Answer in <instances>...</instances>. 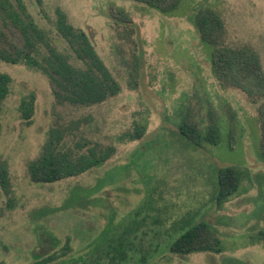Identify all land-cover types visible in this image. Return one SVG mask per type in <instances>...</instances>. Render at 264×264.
<instances>
[{"label":"rangeland","instance_id":"rangeland-1","mask_svg":"<svg viewBox=\"0 0 264 264\" xmlns=\"http://www.w3.org/2000/svg\"><path fill=\"white\" fill-rule=\"evenodd\" d=\"M23 1L54 45L69 53L56 30L57 10L63 11L88 35L121 91L99 105L60 106L40 71L0 61V74L11 78L0 116V166L10 179L9 193L0 196V263L53 256L52 264H111L123 245L121 264H264L260 102L217 80L213 48L192 23L199 9L216 11L227 44L254 50L264 69V0H181L167 14L133 0ZM113 11L133 24H117ZM33 96L27 123L20 105ZM187 115L203 132L216 122L219 143L196 147L182 137ZM57 122H78V140L113 147V156L78 177L34 183L28 165ZM225 167L240 170L241 181L218 203ZM199 222L217 231L222 252L171 253V244Z\"/></svg>","mask_w":264,"mask_h":264},{"label":"trees","instance_id":"trees-1","mask_svg":"<svg viewBox=\"0 0 264 264\" xmlns=\"http://www.w3.org/2000/svg\"><path fill=\"white\" fill-rule=\"evenodd\" d=\"M35 1L42 6L43 0ZM133 1L163 14L174 12L181 3V0ZM112 13V19L117 24L124 27L133 24L124 12ZM192 23L201 41L213 48L212 66L217 80L223 86L241 90L255 103L260 102V152L264 159V69L260 56L250 48L228 45L224 20L212 9H199L193 15ZM56 30L66 42L69 53L54 45L51 37L32 19L23 0H0V61L13 65L24 63L40 71L48 78L54 99L60 106H93L116 97L121 87L88 35L74 28L67 15L59 10ZM10 83L8 75L0 74V116L4 101L10 93ZM34 111V96L21 102V116L27 123L31 122ZM79 129L78 122H57L49 130L40 155L28 165L29 176L34 183L50 184L78 177L103 165L113 156V147L101 148L99 144L92 145L87 140H78ZM179 131L182 137L196 147L202 146L204 142L216 145L220 141V130L216 122L211 121L206 132H203L190 115L181 120ZM142 133L143 130L137 127L135 137L140 138ZM240 181L241 172L237 168L220 169L217 202H225L233 196L238 191ZM9 188L7 167L1 165L0 196L8 194ZM122 246L115 249L118 261L115 256L111 257V264L127 261ZM222 249L217 231L206 222H199L189 228L170 247L171 253L181 255L200 252L219 254ZM55 260L53 256H41L31 264H52ZM76 264H80V261Z\"/></svg>","mask_w":264,"mask_h":264}]
</instances>
